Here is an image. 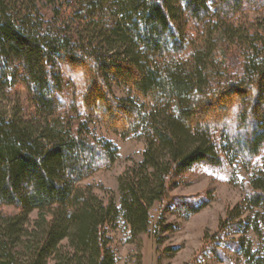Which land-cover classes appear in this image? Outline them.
Here are the masks:
<instances>
[{
    "label": "trees",
    "instance_id": "obj_1",
    "mask_svg": "<svg viewBox=\"0 0 264 264\" xmlns=\"http://www.w3.org/2000/svg\"><path fill=\"white\" fill-rule=\"evenodd\" d=\"M249 12L264 22V0H0V96L22 88L28 105L0 107V264H117L110 232L147 234L154 205L155 235L169 230V192L202 165L245 180L207 251L264 264V30ZM64 65L84 69L73 99ZM100 129L144 145L107 203L81 184L118 158Z\"/></svg>",
    "mask_w": 264,
    "mask_h": 264
},
{
    "label": "rangeland",
    "instance_id": "obj_2",
    "mask_svg": "<svg viewBox=\"0 0 264 264\" xmlns=\"http://www.w3.org/2000/svg\"><path fill=\"white\" fill-rule=\"evenodd\" d=\"M43 12L45 13L46 9H43ZM245 16L253 20L255 26L262 25L260 29L264 30L262 13L249 12ZM62 72L66 81L72 86L69 88V95L70 99H73L84 85V69L78 65H64ZM113 90L118 98L124 97L116 87ZM229 99L224 102L225 108ZM0 107L10 114L19 107L22 113H26L28 105L25 103L24 90L19 88L0 96ZM216 112L217 116L221 117L222 113ZM98 133L117 146L118 158L109 169L96 172L81 184L91 185L95 195L104 203L111 198L117 201V179L126 168L140 162L143 141L136 137L122 139L103 129ZM242 180H244L243 172L232 181L228 176L213 172L203 165L179 177L176 187L169 192L171 198L168 203L169 209L164 210L162 214L163 224L169 225V230L163 231L158 236L155 235L161 207L154 205L150 211L151 225L147 234L140 235L133 242H128L127 231L122 227L110 232L117 264H244L241 258L224 248L223 253L229 261L218 262L207 251V244L204 241L205 235L209 237L217 231L219 222L224 218L227 210L243 200L245 191L240 186ZM200 201L206 203L205 207L190 215H187V211L179 209L182 205L176 206L185 202L187 207L194 208ZM3 213L17 212L13 208H6ZM31 217L34 218L35 214Z\"/></svg>",
    "mask_w": 264,
    "mask_h": 264
}]
</instances>
